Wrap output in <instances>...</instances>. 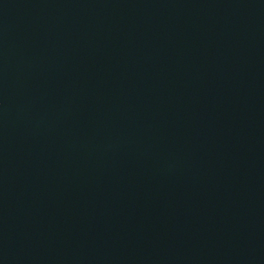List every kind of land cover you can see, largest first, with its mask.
I'll return each mask as SVG.
<instances>
[{
    "label": "water",
    "instance_id": "obj_1",
    "mask_svg": "<svg viewBox=\"0 0 264 264\" xmlns=\"http://www.w3.org/2000/svg\"><path fill=\"white\" fill-rule=\"evenodd\" d=\"M0 264H264V0H0Z\"/></svg>",
    "mask_w": 264,
    "mask_h": 264
}]
</instances>
